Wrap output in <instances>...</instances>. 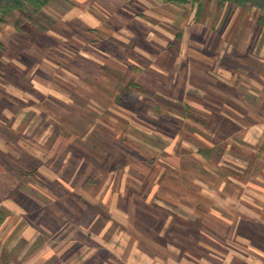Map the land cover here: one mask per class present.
<instances>
[{"label":"crops","instance_id":"0c3cea01","mask_svg":"<svg viewBox=\"0 0 264 264\" xmlns=\"http://www.w3.org/2000/svg\"><path fill=\"white\" fill-rule=\"evenodd\" d=\"M46 9L82 27L88 46L142 70L133 87L154 91L147 75L163 74L165 104L148 111L163 115V155L141 165L113 157L96 177L74 173V186L51 171L56 158L34 155L42 179L62 184L61 204L42 200L55 193L49 182L26 185L0 162V264H264L253 245L262 242L239 235L236 217L243 200L264 198L263 13L217 0H51ZM237 240L253 247L227 250Z\"/></svg>","mask_w":264,"mask_h":264},{"label":"rangeland","instance_id":"374dc122","mask_svg":"<svg viewBox=\"0 0 264 264\" xmlns=\"http://www.w3.org/2000/svg\"><path fill=\"white\" fill-rule=\"evenodd\" d=\"M92 38L82 27H64L48 9L38 15L32 9L16 11L0 25V132L9 141V147L0 152V162L7 165L10 177L14 178L13 173L19 177V171L26 174V185L40 188L41 180L49 182L55 193L43 197L44 202L61 204L67 197L60 192L63 187L58 180L54 184L53 178L43 180L37 173L45 162L39 163L34 155L56 158L51 171L72 186L80 182L78 178L71 181L74 173L96 177L97 170H107L113 157L115 165L119 159L120 165L127 162L128 157L141 165L144 157L156 161L163 155V140L157 138L163 115L148 112L165 104L163 86L159 85L163 74L150 71L147 75L146 80L157 83L154 91L143 83L133 87L143 71L129 69V61L122 59L121 53L88 46ZM113 55L122 59L125 67L112 61ZM175 87L170 91L175 93ZM149 124L154 125L153 132L145 127ZM84 182L89 190L96 189L93 183ZM252 198L243 200L242 211L237 212L236 217L244 220L239 235L260 239L262 243L253 245L264 248V198ZM72 200L79 202L75 196ZM242 245L253 247L237 240L227 250L244 252Z\"/></svg>","mask_w":264,"mask_h":264},{"label":"trees","instance_id":"16d2710c","mask_svg":"<svg viewBox=\"0 0 264 264\" xmlns=\"http://www.w3.org/2000/svg\"><path fill=\"white\" fill-rule=\"evenodd\" d=\"M178 1V0H177ZM221 3H229L236 6L256 7L262 13L264 22V0H217ZM51 0H0V25L5 22L6 18L16 11L26 12L32 9L36 15L40 14L43 9L49 5ZM38 26V24H37Z\"/></svg>","mask_w":264,"mask_h":264}]
</instances>
